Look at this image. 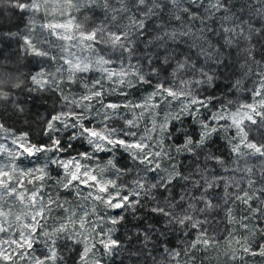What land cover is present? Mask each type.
<instances>
[{
	"label": "snow or ice",
	"instance_id": "6c2138e0",
	"mask_svg": "<svg viewBox=\"0 0 264 264\" xmlns=\"http://www.w3.org/2000/svg\"><path fill=\"white\" fill-rule=\"evenodd\" d=\"M0 6L24 24L9 35L25 56L47 62L14 84L0 79V107L23 114L20 91L58 99L38 141L0 119V264H67L64 239L82 246L76 264L119 256L125 240L152 264L182 254L195 264L194 250L216 247L221 213L247 233L224 255L264 258V243L253 247L264 237V0ZM129 217L137 223L121 240Z\"/></svg>",
	"mask_w": 264,
	"mask_h": 264
},
{
	"label": "trees",
	"instance_id": "16d2710c",
	"mask_svg": "<svg viewBox=\"0 0 264 264\" xmlns=\"http://www.w3.org/2000/svg\"><path fill=\"white\" fill-rule=\"evenodd\" d=\"M24 24L16 19L15 16L11 15V10L0 6V66L7 71L6 74L15 76L18 73V68L20 67V61L31 65V69L34 68L35 60L33 56H25L22 53V40L18 37L11 36L9 33L23 32ZM23 54V57H22ZM23 64L21 68L23 69ZM20 72V71H19ZM27 74L24 75L26 79ZM11 83L10 81H7ZM18 99L23 104L24 113L18 114L15 112L14 108L9 107L7 111L0 107V119L6 122V125L17 130L31 131V134H39V124L38 122L44 118L48 113H50L54 107L58 105L57 97L52 93H35L29 95L26 91H20ZM6 102H0V105H4ZM19 124L23 127H19ZM18 126V127H17ZM33 137V136H32ZM217 145L223 150V139H217ZM184 159V163H188L187 158ZM137 222L132 220L131 217L128 218V222L119 228V235L117 236L121 240L125 239L127 233L133 230V226ZM217 225L219 227L217 228ZM226 220L217 216L213 221L212 228L210 229V234L219 233L220 229L227 231ZM171 246L177 247L181 246L180 241L177 240L175 236L170 237ZM126 250L122 251L119 256L111 258L110 262L107 264H152L151 260H146L145 255H130L129 250H127V241L125 240ZM139 244L134 243L130 251L135 252ZM63 250V249H62ZM71 250L69 254L63 253L66 257L67 264H75L77 257L75 253L78 251L76 248L74 251Z\"/></svg>",
	"mask_w": 264,
	"mask_h": 264
},
{
	"label": "rangeland",
	"instance_id": "374dc122",
	"mask_svg": "<svg viewBox=\"0 0 264 264\" xmlns=\"http://www.w3.org/2000/svg\"><path fill=\"white\" fill-rule=\"evenodd\" d=\"M102 18H103L102 9L98 8L96 10V16L93 19H102ZM81 23H86V22L83 19H81ZM23 32H24V28H23ZM22 50H23V41H22ZM22 53L24 54V50L22 51ZM23 54H22V57H23ZM33 58L35 60V63H34L35 67L31 69V67H30L31 65L26 64L23 61V59H21V61L19 63L20 67L18 68V73H23L24 75L27 74V76H28L29 73H35L42 66H46L47 62L42 61L40 58H37V57H33ZM22 64L24 65L23 69L21 68ZM0 71L5 73V75L0 77V79H4L6 82L10 81L11 83L7 82L9 85L15 83V76L18 73H16L15 76H11V79H9L8 74H6L7 71L4 70L3 67H1V66H0ZM90 75H92V74H90ZM73 90H75V89H73ZM143 95H144L143 92L138 91V92H134L130 98L131 99H138L140 96H143ZM110 99H113L117 102H123V97H119V96H112V97H110ZM44 117H46V116L44 115ZM20 127H23V126H21L19 124L18 128H20ZM10 128H12V127H10ZM12 129L16 130L17 132L23 131V130H17L15 128H12ZM141 131H143V126L141 127ZM32 136H33L32 137L33 140L38 141V140L42 139L39 134L33 133ZM122 162H124V161L122 160ZM25 164L28 166H31L28 161H25ZM52 194L56 195L55 188H52ZM61 196H63V193H61ZM16 210L17 211L20 210V206L18 204L16 206ZM234 210L236 212L237 217H239L242 214V208L239 204L234 206ZM110 214H112V213H110ZM54 215H57V214L54 213ZM59 215L63 216V213H59ZM219 216L222 219H225L223 213H221ZM48 223H49V225H51L52 221L50 220ZM252 223H255V221H253ZM225 226L227 227V231L222 230V228H221L219 233L213 234V235L210 234V235L216 237V240L218 242L216 247L208 248L206 250L201 247L200 250H198V251L194 250L193 251L192 255L195 258V264H241V262L239 260H237L235 262L231 261L229 258H227L224 255V253L230 250V246H231V248H237L238 246L234 242L235 239L241 238L242 236L247 235V233H245L243 229L239 228L238 225L230 224L227 220H226ZM250 226H251V224H250ZM118 233H119V231L115 235L118 236L119 235ZM230 233H232L231 236L229 235ZM259 243H264V237L257 235L254 238L253 247H256V245ZM60 244H61V251L63 253L69 254L71 252V250L74 251V249L76 248L78 251L75 253V256L77 257V260H78V254H79L82 246L75 245L72 243V241L66 240V239L61 240ZM44 251H45V249H44V246L42 244L36 245V254L37 255L42 254ZM77 260L75 261V264H76ZM110 260H111V258H109V257H103L102 264H107L110 262ZM245 260L247 261V264H264V258H261L259 256H256V257L246 256ZM186 261H188V257L182 254L179 258V264H186Z\"/></svg>",
	"mask_w": 264,
	"mask_h": 264
}]
</instances>
